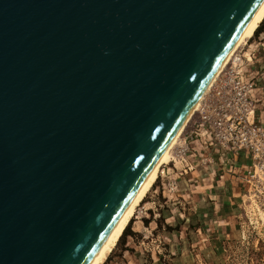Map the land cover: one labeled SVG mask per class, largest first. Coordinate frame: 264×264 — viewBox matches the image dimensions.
Here are the masks:
<instances>
[{
    "label": "water",
    "instance_id": "water-1",
    "mask_svg": "<svg viewBox=\"0 0 264 264\" xmlns=\"http://www.w3.org/2000/svg\"><path fill=\"white\" fill-rule=\"evenodd\" d=\"M261 0H0V264H86Z\"/></svg>",
    "mask_w": 264,
    "mask_h": 264
},
{
    "label": "crops",
    "instance_id": "crops-1",
    "mask_svg": "<svg viewBox=\"0 0 264 264\" xmlns=\"http://www.w3.org/2000/svg\"><path fill=\"white\" fill-rule=\"evenodd\" d=\"M251 37L255 50L251 69L258 76L256 86L264 100V20ZM194 149H189L188 145L185 153L187 167L177 182L178 196L165 210L164 253L137 251L127 247L128 240L120 242L119 239L120 244L115 247L118 251L113 249L111 252L119 264H195L197 259L211 261L222 241L238 235L237 219L241 212L238 180L230 165L218 158L217 150L208 153ZM119 252L120 255L116 256Z\"/></svg>",
    "mask_w": 264,
    "mask_h": 264
},
{
    "label": "built area",
    "instance_id": "built-area-1",
    "mask_svg": "<svg viewBox=\"0 0 264 264\" xmlns=\"http://www.w3.org/2000/svg\"><path fill=\"white\" fill-rule=\"evenodd\" d=\"M249 47L239 49L206 93L185 132L183 151L185 156L188 145L193 151L217 150L230 165L239 182L242 239L264 233V100L251 69L255 50Z\"/></svg>",
    "mask_w": 264,
    "mask_h": 264
},
{
    "label": "rangeland",
    "instance_id": "rangeland-1",
    "mask_svg": "<svg viewBox=\"0 0 264 264\" xmlns=\"http://www.w3.org/2000/svg\"><path fill=\"white\" fill-rule=\"evenodd\" d=\"M249 44V50L254 48V45L252 44V37H250L249 40L247 39L246 43L239 47L246 49ZM191 119L185 126L183 134L181 135V139L178 141L182 142L181 146L180 144H176L172 150L177 157L176 161L170 162L168 165L163 166L161 173L159 172L158 174L155 184L152 185L147 193V197L144 200V202L147 203V209H144L139 220L133 218L123 231L122 235L119 237V239H121L120 242H124L126 240L129 241L127 247H131L137 251H144L145 253H164V217H167L165 216L167 215V211L165 210L166 207L170 205L178 196L177 182L181 177V173H183L187 167V161L183 154V151L186 149L183 138L186 135L185 132L190 126ZM237 220L239 224L240 219ZM136 221L138 222L136 223ZM129 236H131L132 240L129 238ZM118 241L117 243H119ZM115 247L116 245L113 248L114 250ZM119 247L120 245L116 249ZM115 251L117 252L118 250ZM111 252L103 264H119L118 261L114 259L115 254ZM117 254L119 256L120 252L116 253V256ZM194 263L264 264V233L261 231L251 232L246 239H242L239 227L238 235L235 237H229L228 239L222 241L217 255L213 260L204 261L197 259Z\"/></svg>",
    "mask_w": 264,
    "mask_h": 264
},
{
    "label": "bare ground",
    "instance_id": "bare-ground-1",
    "mask_svg": "<svg viewBox=\"0 0 264 264\" xmlns=\"http://www.w3.org/2000/svg\"><path fill=\"white\" fill-rule=\"evenodd\" d=\"M264 19V0H261L256 9L254 10L253 14L247 21L246 25L242 29L241 33L237 37L236 41L229 49L205 87L203 88L202 92L198 96L197 100L193 104L192 108L188 112L187 116L183 120L182 124L180 125L179 129L176 131L174 136L168 142L138 189L135 191L127 205L124 207L116 221L113 223L105 237L102 239L94 253L91 255L89 260L86 264H103L107 259L109 253L112 251L114 246L116 245L119 237L122 235L125 228L129 225L131 220L140 219L141 214L143 213L144 209H147V203L144 202L145 198L147 197V193L155 183L156 179L158 178L159 172L161 173L163 166L168 165L170 162L176 161L177 157L172 151L176 144H182V142H178L181 139V135L183 134L184 128L187 123L190 121L191 117L199 108L202 100L205 98L206 93L212 86L213 82L222 71V69L229 63L232 58H236L238 55V49L242 44L246 43L247 39L253 35L255 29L258 27L259 23ZM246 40V41H245ZM245 41V42H244ZM243 42V43H242ZM242 43V44H241ZM239 47V48H238ZM185 141V137L183 138ZM178 142V143H177ZM186 143V142H185ZM140 207V208H138ZM138 221H136L137 223Z\"/></svg>",
    "mask_w": 264,
    "mask_h": 264
}]
</instances>
